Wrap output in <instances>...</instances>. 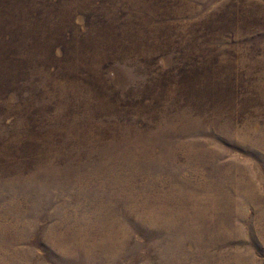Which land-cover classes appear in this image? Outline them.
I'll list each match as a JSON object with an SVG mask.
<instances>
[{
	"label": "rangeland",
	"instance_id": "obj_1",
	"mask_svg": "<svg viewBox=\"0 0 264 264\" xmlns=\"http://www.w3.org/2000/svg\"><path fill=\"white\" fill-rule=\"evenodd\" d=\"M0 264H264V0H0Z\"/></svg>",
	"mask_w": 264,
	"mask_h": 264
}]
</instances>
